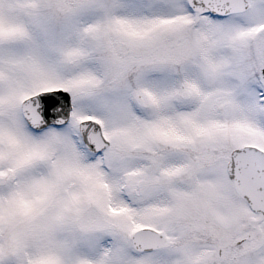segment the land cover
<instances>
[{
	"label": "snow or ice",
	"instance_id": "snow-or-ice-1",
	"mask_svg": "<svg viewBox=\"0 0 264 264\" xmlns=\"http://www.w3.org/2000/svg\"><path fill=\"white\" fill-rule=\"evenodd\" d=\"M0 264H264V0H0Z\"/></svg>",
	"mask_w": 264,
	"mask_h": 264
}]
</instances>
